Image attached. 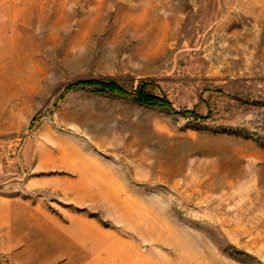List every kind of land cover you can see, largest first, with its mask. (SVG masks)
Here are the masks:
<instances>
[{
  "label": "rangeland",
  "instance_id": "374dc122",
  "mask_svg": "<svg viewBox=\"0 0 264 264\" xmlns=\"http://www.w3.org/2000/svg\"><path fill=\"white\" fill-rule=\"evenodd\" d=\"M0 264H264V0H0Z\"/></svg>",
  "mask_w": 264,
  "mask_h": 264
},
{
  "label": "trees",
  "instance_id": "16d2710c",
  "mask_svg": "<svg viewBox=\"0 0 264 264\" xmlns=\"http://www.w3.org/2000/svg\"><path fill=\"white\" fill-rule=\"evenodd\" d=\"M78 85H94L95 90L100 92L115 93L123 96H133L137 101L142 104L152 105V106H163L173 109L170 100L167 97L156 96L146 90V84H141L135 95H132L130 91L122 87L114 81H101L96 79H89L84 81H79Z\"/></svg>",
  "mask_w": 264,
  "mask_h": 264
}]
</instances>
